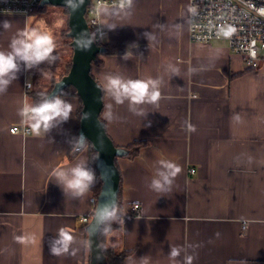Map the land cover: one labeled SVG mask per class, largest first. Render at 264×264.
I'll list each match as a JSON object with an SVG mask.
<instances>
[{
	"label": "crops",
	"instance_id": "crops-1",
	"mask_svg": "<svg viewBox=\"0 0 264 264\" xmlns=\"http://www.w3.org/2000/svg\"><path fill=\"white\" fill-rule=\"evenodd\" d=\"M118 1L102 9V41L123 44L130 56L100 54L92 75L103 89L101 114L114 143L146 144L116 160L120 227L107 243L130 250L127 264L143 258L173 264L171 246L185 248L176 258L180 264L185 255L195 256L193 264H264V52L260 65L250 68L225 41H192L189 0H133L131 7ZM60 7L48 5L27 16L0 14V51H11L17 33L31 28L61 39L68 21L55 16ZM4 21L11 26L5 29ZM57 53L55 48L54 61L31 68L19 62L16 79L0 93V264H87L81 218L94 212L93 187L75 196L54 175L82 160L90 167L88 147L73 153L80 98L61 96L73 108L68 120L54 121L39 135L26 114L28 91L45 92L63 75L67 62ZM108 75L156 80L161 99L135 106L143 114H134L128 101L116 105L105 91ZM109 105L116 117L111 122L104 119ZM14 124L31 131L12 133ZM161 160L182 167L168 192L149 188ZM61 231L70 243L67 252L55 255L50 248L63 247ZM17 236L28 240L19 243Z\"/></svg>",
	"mask_w": 264,
	"mask_h": 264
},
{
	"label": "clouds",
	"instance_id": "clouds-1",
	"mask_svg": "<svg viewBox=\"0 0 264 264\" xmlns=\"http://www.w3.org/2000/svg\"><path fill=\"white\" fill-rule=\"evenodd\" d=\"M83 0H77V3H71L66 0V4L75 12ZM127 6L131 7L133 0H126ZM5 29L9 28L10 22L4 21L2 25ZM56 48L54 38L40 28H31L20 31L10 43L11 51H0V93L4 92L12 80L16 79V73L20 70L19 62H23L25 68H31L44 61L52 62L56 59L52 55ZM130 54L126 52L124 59H128ZM105 91L110 93L116 105H122L125 101L129 103V110L134 114L137 113L135 106L148 104H157L161 99L158 82L148 79H123L120 76H106ZM112 106H108V110L104 113V119L111 122L116 119ZM73 108L72 105L61 98V95L45 96V98L36 105H30L28 108V118L31 121V127L39 135L41 129L49 130L53 126L54 121H67ZM23 110L21 115H23ZM90 113H84L83 119L90 117ZM235 121H240L239 115H234ZM102 127V125H101ZM190 130L195 131L194 127L190 126ZM79 148L86 150L87 139L79 137ZM101 145H102V141ZM98 159V158H97ZM102 163V162H100ZM100 163L98 166H100ZM159 169L155 177L152 178L149 188L157 192L171 191V187L175 178L182 172V167L172 160L159 161ZM57 181L63 186L64 190L72 192L75 196H83L94 186L97 180V174L94 168H90L87 161H80L75 166L68 170H58L54 173ZM100 178H103L101 175ZM116 195L112 193L111 197L106 198L103 203L97 206L96 224L97 227L104 224L106 221L116 217ZM15 240L19 243H25L28 240L26 236H17ZM58 243L62 244V248L51 247L50 251L59 255L62 252H67L69 240L65 239L63 231L60 232ZM185 251L182 246H171L169 258L173 264H180L176 258ZM194 255H185L183 264H193ZM141 264H148L147 258H143Z\"/></svg>",
	"mask_w": 264,
	"mask_h": 264
},
{
	"label": "water",
	"instance_id": "water-1",
	"mask_svg": "<svg viewBox=\"0 0 264 264\" xmlns=\"http://www.w3.org/2000/svg\"><path fill=\"white\" fill-rule=\"evenodd\" d=\"M70 2L77 3V0H70ZM90 3L91 0H83V3L79 5L78 10L75 12L67 6L66 0H42L40 7L54 5L68 10L69 31L67 35L71 38L70 45L73 49L72 64L69 71L54 83L47 96L58 95L68 86H73L81 100L79 137H84L92 143L97 152L96 166L100 177L103 176L93 216L86 225L90 251L89 264H108L99 239L103 224L97 227L96 211L97 206L103 203L106 198L111 197L112 193H115L116 204L118 203L121 176L116 158L128 155L129 149L117 146L114 143L107 132L105 122L101 118L104 107L103 89L92 75V67L93 63L98 60V56L107 52V47L97 43L92 35L86 15ZM84 113H90L91 115L89 118L83 119ZM100 141H102V145ZM78 148L79 139L76 145V149ZM99 163L100 166H98Z\"/></svg>",
	"mask_w": 264,
	"mask_h": 264
},
{
	"label": "built area",
	"instance_id": "built-area-1",
	"mask_svg": "<svg viewBox=\"0 0 264 264\" xmlns=\"http://www.w3.org/2000/svg\"><path fill=\"white\" fill-rule=\"evenodd\" d=\"M41 1L0 0V14L27 16L40 7ZM119 3L118 0H91L86 15L97 43L106 34L103 7ZM189 34L194 42L225 41L232 52L244 57L248 67L257 68L264 52V0H189ZM26 88H31V84L26 83ZM10 131L27 134L31 128L14 124ZM132 209L137 211L139 205L135 204ZM92 216L93 213L85 215L81 221L88 224Z\"/></svg>",
	"mask_w": 264,
	"mask_h": 264
},
{
	"label": "trees",
	"instance_id": "trees-1",
	"mask_svg": "<svg viewBox=\"0 0 264 264\" xmlns=\"http://www.w3.org/2000/svg\"><path fill=\"white\" fill-rule=\"evenodd\" d=\"M46 6H48V5H45L42 8L38 7L36 11H40V10L42 11V10L45 9ZM68 31H69V25H68V28H67V30L65 32L66 36H67ZM92 35L95 37L94 32H92ZM67 38L69 39L68 41L71 42V38L69 36H67ZM99 44H103V45H105L107 47V52H105L106 54H119V55H121V54H125L126 53V48H125V46L123 44H105L103 41L99 42ZM95 63H101V60L99 59V56H98V60L96 62H94L93 64H95ZM71 64H72V62L70 60L68 62V64H67V68L64 71L63 75L66 74L69 71V69L71 67ZM55 82H56V79L52 81L50 89L48 91H46V92L34 91V90L33 91L32 90L28 91L29 92L28 93V97L30 98V100L32 102L31 105H36V104L40 103L45 98V96H47V93L54 86ZM59 95H61V96H76V97H78L76 89L73 86H68ZM81 109H82V103H81V100H80V107H79V112H78L79 113V118L81 116V113H80ZM101 118H102V114H101ZM102 120H103V118H102ZM79 126H80V124H78V127H77L78 138H79V133H78ZM145 144L146 143L144 141H138V142L133 143L131 146L128 147V149H129L128 156L136 155L138 153L139 149ZM85 147H88V150H89L90 168H94L95 171H96V174H97V180H96V182H95V184L93 186L94 197H95V201H96V199L98 197V194L100 192L101 184H102V181H101V178H100V174H99V171H98L97 166H96L97 152L93 148V145H92V143L89 140H87V145ZM80 150H74L73 153L76 154ZM116 160H117V158H116ZM121 191H122V189H121V182H120V190H119L117 208L121 207V205H122ZM116 217H117V213H116ZM116 217L114 219H112V220L106 221L103 224V226H102V228L100 230V233H99V239H100L103 251H104V253H105L106 257H107L108 264H127V257L130 254V250L118 249L116 246H112V245H109L107 243V236L110 233L116 231L120 227L119 224L116 222ZM86 225L87 224H85L83 226L84 231L86 230ZM86 235H87V232H86ZM89 259H90V252H89V249H88L87 264H89Z\"/></svg>",
	"mask_w": 264,
	"mask_h": 264
},
{
	"label": "rangeland",
	"instance_id": "rangeland-1",
	"mask_svg": "<svg viewBox=\"0 0 264 264\" xmlns=\"http://www.w3.org/2000/svg\"><path fill=\"white\" fill-rule=\"evenodd\" d=\"M50 6V5H49ZM54 6V5H53ZM52 7V6H51ZM50 7V8H51ZM45 8H47V6L45 7ZM49 7H48V9H50ZM60 11H58V14H56L55 16H58V17H61V16H64V18L65 19H67V21H68V18H69V14H68V11L65 9V8H58ZM61 12H63L64 14H62ZM63 24V23H62ZM64 28H63V31H62V38L60 39V37L58 38V39H55V41H56V51L58 52L57 54H59L60 56H62V58H63V60H66V62H67V64H68V62L71 60V58H72V54H73V49H72V47H71V45H70V41H68L69 39L66 37V35H65V32H66V30H67V25H66V22H64V26H63ZM262 53V52H261ZM66 68H67V66H65V68H64V71L66 70ZM63 71V72H64ZM62 77V76H61ZM60 77V78H61ZM59 78V79H60ZM58 79V80H59ZM53 81V80H52ZM57 81V80H56ZM51 84H52V82H51ZM51 84H50V87H51ZM50 87H49V89H50ZM49 89H47V91L49 90ZM46 92V91H45Z\"/></svg>",
	"mask_w": 264,
	"mask_h": 264
}]
</instances>
